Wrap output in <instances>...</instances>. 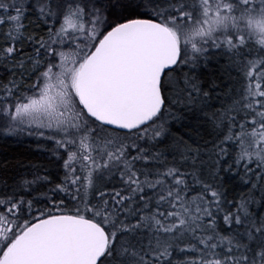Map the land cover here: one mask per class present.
I'll use <instances>...</instances> for the list:
<instances>
[{"label":"snow or ice","instance_id":"1","mask_svg":"<svg viewBox=\"0 0 264 264\" xmlns=\"http://www.w3.org/2000/svg\"><path fill=\"white\" fill-rule=\"evenodd\" d=\"M0 264H264V0H0Z\"/></svg>","mask_w":264,"mask_h":264},{"label":"trees","instance_id":"2","mask_svg":"<svg viewBox=\"0 0 264 264\" xmlns=\"http://www.w3.org/2000/svg\"><path fill=\"white\" fill-rule=\"evenodd\" d=\"M26 147L27 146L16 145L12 142L4 143L0 141V165L4 164L6 161L15 164L17 160L22 161L24 164L43 162L44 158L35 150V145H32L31 153L25 152Z\"/></svg>","mask_w":264,"mask_h":264}]
</instances>
